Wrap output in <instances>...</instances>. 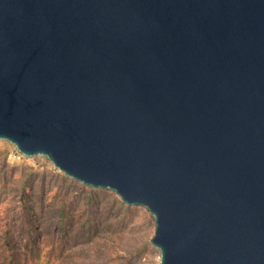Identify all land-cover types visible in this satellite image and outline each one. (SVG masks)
<instances>
[{
    "label": "water",
    "instance_id": "95a60500",
    "mask_svg": "<svg viewBox=\"0 0 264 264\" xmlns=\"http://www.w3.org/2000/svg\"><path fill=\"white\" fill-rule=\"evenodd\" d=\"M0 140L148 208L161 264H264V0H0Z\"/></svg>",
    "mask_w": 264,
    "mask_h": 264
},
{
    "label": "rangeland",
    "instance_id": "374dc122",
    "mask_svg": "<svg viewBox=\"0 0 264 264\" xmlns=\"http://www.w3.org/2000/svg\"><path fill=\"white\" fill-rule=\"evenodd\" d=\"M12 145L0 140V224L21 247L52 237L69 249L89 246L78 264H161L152 244L155 217L144 206L128 205L110 189L87 186L58 170L46 156L16 162ZM28 220L36 227L32 232ZM33 249V248H31ZM30 249V250H31ZM42 249L36 264H57ZM65 259H72L73 254ZM84 259V260H83ZM72 264H77L72 259Z\"/></svg>",
    "mask_w": 264,
    "mask_h": 264
},
{
    "label": "trees",
    "instance_id": "16d2710c",
    "mask_svg": "<svg viewBox=\"0 0 264 264\" xmlns=\"http://www.w3.org/2000/svg\"><path fill=\"white\" fill-rule=\"evenodd\" d=\"M29 228L32 232L36 231V227L28 220ZM0 224V264H36L44 247L48 248L46 257L57 264H72V259H76L77 264L80 263L78 258H75L77 251L79 254L92 256V250L89 246L82 245L76 249H69L67 236L64 235L63 241H57L52 237L47 238L41 247L39 241L33 245V249L28 244L21 247L10 235V231ZM31 249V250H30ZM73 254L72 259H65L66 255ZM84 260V259H83Z\"/></svg>",
    "mask_w": 264,
    "mask_h": 264
},
{
    "label": "built area",
    "instance_id": "2783aa9c",
    "mask_svg": "<svg viewBox=\"0 0 264 264\" xmlns=\"http://www.w3.org/2000/svg\"><path fill=\"white\" fill-rule=\"evenodd\" d=\"M9 157L16 162H24L31 158V157H27L24 154H22L14 145H12V149L9 153Z\"/></svg>",
    "mask_w": 264,
    "mask_h": 264
}]
</instances>
